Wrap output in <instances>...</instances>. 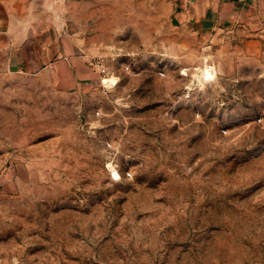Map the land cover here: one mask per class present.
I'll use <instances>...</instances> for the list:
<instances>
[{"label": "rangeland", "instance_id": "obj_1", "mask_svg": "<svg viewBox=\"0 0 264 264\" xmlns=\"http://www.w3.org/2000/svg\"><path fill=\"white\" fill-rule=\"evenodd\" d=\"M66 5L91 83L0 74V264H264V35Z\"/></svg>", "mask_w": 264, "mask_h": 264}, {"label": "crops", "instance_id": "obj_2", "mask_svg": "<svg viewBox=\"0 0 264 264\" xmlns=\"http://www.w3.org/2000/svg\"><path fill=\"white\" fill-rule=\"evenodd\" d=\"M70 1L0 0V74L47 75L65 91L91 83L90 43L68 21ZM135 1V14L154 34L173 24L202 36L244 24L264 35V0Z\"/></svg>", "mask_w": 264, "mask_h": 264}, {"label": "clouds", "instance_id": "obj_3", "mask_svg": "<svg viewBox=\"0 0 264 264\" xmlns=\"http://www.w3.org/2000/svg\"><path fill=\"white\" fill-rule=\"evenodd\" d=\"M113 178L114 179H119V177L115 173H113Z\"/></svg>", "mask_w": 264, "mask_h": 264}, {"label": "bare ground", "instance_id": "obj_4", "mask_svg": "<svg viewBox=\"0 0 264 264\" xmlns=\"http://www.w3.org/2000/svg\"><path fill=\"white\" fill-rule=\"evenodd\" d=\"M110 81V80H109ZM106 84H108V80L105 81Z\"/></svg>", "mask_w": 264, "mask_h": 264}]
</instances>
